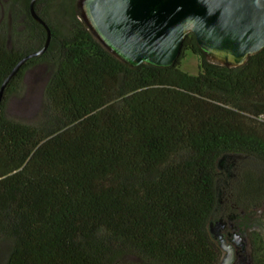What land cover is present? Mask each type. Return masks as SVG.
<instances>
[{
  "label": "trees",
  "instance_id": "1",
  "mask_svg": "<svg viewBox=\"0 0 264 264\" xmlns=\"http://www.w3.org/2000/svg\"><path fill=\"white\" fill-rule=\"evenodd\" d=\"M30 1L0 0V86L45 45ZM34 8L48 47L0 101V264H214L206 224L226 178L219 165L233 164L239 193L264 186V48L232 66L189 32L172 64L132 65L79 0ZM186 51L196 74L182 68ZM38 65L50 72L41 118L15 121L7 102Z\"/></svg>",
  "mask_w": 264,
  "mask_h": 264
},
{
  "label": "water",
  "instance_id": "2",
  "mask_svg": "<svg viewBox=\"0 0 264 264\" xmlns=\"http://www.w3.org/2000/svg\"><path fill=\"white\" fill-rule=\"evenodd\" d=\"M35 2L30 13L47 32L45 45L15 64L0 86V101L21 65L48 47L50 28ZM82 9L98 38L132 65L172 64L189 32L208 56L232 66L264 48V0H83Z\"/></svg>",
  "mask_w": 264,
  "mask_h": 264
},
{
  "label": "flooded vegetation",
  "instance_id": "3",
  "mask_svg": "<svg viewBox=\"0 0 264 264\" xmlns=\"http://www.w3.org/2000/svg\"><path fill=\"white\" fill-rule=\"evenodd\" d=\"M232 165H219L226 178L217 187V202L206 224L215 245L214 264L226 258L228 264H264V186L252 196L239 193L231 179Z\"/></svg>",
  "mask_w": 264,
  "mask_h": 264
},
{
  "label": "rangeland",
  "instance_id": "4",
  "mask_svg": "<svg viewBox=\"0 0 264 264\" xmlns=\"http://www.w3.org/2000/svg\"><path fill=\"white\" fill-rule=\"evenodd\" d=\"M82 1L83 0H79L80 3H82ZM208 57L214 62L224 63L213 57ZM182 68L188 73L196 74L199 71L197 56L190 51H186L182 61ZM49 75V68L44 65H38L26 71L22 81L18 85L16 93H14L7 102L6 114L9 118L25 124H36L39 122L43 105L44 89ZM223 164H226V162H223ZM6 254L7 247L5 245H0V257H4Z\"/></svg>",
  "mask_w": 264,
  "mask_h": 264
}]
</instances>
